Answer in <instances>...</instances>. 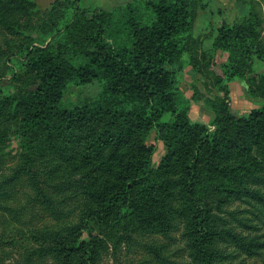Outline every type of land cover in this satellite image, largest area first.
Listing matches in <instances>:
<instances>
[{
    "label": "trees",
    "instance_id": "trees-1",
    "mask_svg": "<svg viewBox=\"0 0 264 264\" xmlns=\"http://www.w3.org/2000/svg\"><path fill=\"white\" fill-rule=\"evenodd\" d=\"M79 1L64 0L34 38L21 20L38 10L35 0H0V35L15 46L13 78L25 84L0 89V153L12 130L20 150L12 166L0 154L2 236L31 234V256L52 264H100L109 241L118 250L138 232L178 231L189 264L241 256L264 264V239L252 224L264 225V46L255 2L245 4L242 22L216 26L199 67L191 31L201 0H133L111 10ZM218 50L226 58L214 86L223 97L211 102L210 131L190 115L182 59L196 72L213 66ZM240 80L254 106L239 116L229 96ZM89 87L93 94L65 107L71 88ZM151 132L164 148L155 169Z\"/></svg>",
    "mask_w": 264,
    "mask_h": 264
},
{
    "label": "rangeland",
    "instance_id": "rangeland-1",
    "mask_svg": "<svg viewBox=\"0 0 264 264\" xmlns=\"http://www.w3.org/2000/svg\"><path fill=\"white\" fill-rule=\"evenodd\" d=\"M56 1H58L57 5L55 4ZM136 1L142 6V0ZM250 1L255 2L253 9L262 20L261 43L264 46V0H201V3L205 4V6L204 9H197V16L191 31L192 37L197 41L192 47L194 50L195 61L193 63L195 66L201 67L202 49L210 48L213 31L216 26L221 22H225L226 24L242 22L248 7L245 4H248ZM35 3L38 10L34 11L33 14H28L21 20V23H27L30 27H33L30 31H27V34H30L34 38L39 34V30L47 27L51 23V19L55 18L56 15H60L66 6L64 0H35ZM79 5L85 6L81 0L79 1ZM7 36L10 43H18L19 39L17 37ZM14 55H16L15 46L7 45L4 38L0 35V89L9 92L18 91L25 86L23 82H17L13 78L15 73L13 66ZM223 57L222 52L218 50L213 66L212 64L207 65L196 72L188 63L190 61L188 56H184L182 59L189 71H186L182 75L180 87L190 94L187 99H192L190 100L189 111L196 121L204 124L210 131L214 129L212 126L214 114L211 111V102L214 103L216 102L214 101L216 98L223 97V93L214 86L215 73H217L216 65L222 62ZM260 68H262V64L255 62L253 70L257 71ZM250 75H246L245 78H250ZM236 82V97L232 99L229 96V107L234 114L240 116L244 113H235L234 105L236 104V100H243V98L248 100L246 98L248 83L246 80ZM94 92L95 90H92V87L82 90L71 88L65 95L64 105L70 108L75 103L88 98ZM253 101L259 103L263 100L256 98ZM146 144L152 145L155 148L153 156V167L155 169L161 156L164 154V148L156 139L154 132L148 134ZM3 148L0 154L4 156L3 161L5 165L12 166L17 163V156L20 151L19 140L17 135L13 134V130L9 134L7 143ZM232 210L235 211L237 209ZM243 210L245 209H241V211ZM242 216L250 218V216L243 214V212H241L239 217ZM252 224L258 227L253 235L264 239V225L256 224V222ZM2 233L3 230L0 227L1 264H52L50 259H35L31 256L33 248L36 247L34 246L36 244L32 242L31 234H26L23 237L8 232L2 236ZM133 239L134 241L129 243V245L124 243L118 250L114 249V242H107L108 252L103 256L100 264H189L187 249L178 231L168 233L167 235L157 234L152 231L138 232L134 235ZM233 263L261 264L259 259H247L245 256L238 257L233 260Z\"/></svg>",
    "mask_w": 264,
    "mask_h": 264
},
{
    "label": "crops",
    "instance_id": "crops-1",
    "mask_svg": "<svg viewBox=\"0 0 264 264\" xmlns=\"http://www.w3.org/2000/svg\"><path fill=\"white\" fill-rule=\"evenodd\" d=\"M81 1L85 5L83 7H97V8H100L102 10H111L118 5H122V4L130 2L131 0H81ZM223 56H224L223 59H225L226 55L223 54ZM186 71H189V70L186 68L184 71V74L186 73ZM236 85H237V82H234L230 85V91H231L230 96L232 99H235V97H236V94H235ZM180 89H181V91H183V94L186 98L188 96H190V94L188 92L184 91L182 87H180ZM234 106H235V108L233 107L234 111L236 110L235 113L236 112L246 113L249 110H251L254 105H253V103H251L248 100L243 98V100H236V104ZM190 115L192 116L191 113H190ZM192 119L194 121H196L193 116H192ZM196 122H199V121H196Z\"/></svg>",
    "mask_w": 264,
    "mask_h": 264
}]
</instances>
